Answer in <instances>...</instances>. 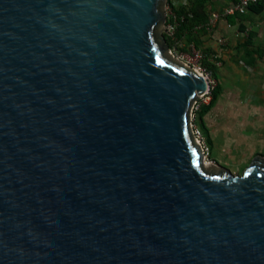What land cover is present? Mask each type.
Listing matches in <instances>:
<instances>
[{"label":"water","instance_id":"obj_1","mask_svg":"<svg viewBox=\"0 0 264 264\" xmlns=\"http://www.w3.org/2000/svg\"><path fill=\"white\" fill-rule=\"evenodd\" d=\"M166 4L0 0V264H264V157L204 164Z\"/></svg>","mask_w":264,"mask_h":264},{"label":"crops","instance_id":"obj_2","mask_svg":"<svg viewBox=\"0 0 264 264\" xmlns=\"http://www.w3.org/2000/svg\"><path fill=\"white\" fill-rule=\"evenodd\" d=\"M171 2L176 9L191 5L189 0ZM230 4L231 0H205L199 13L209 17ZM197 44L207 52L220 88L216 100H237L243 126L250 113L245 100H253V120L264 135V10L252 7L242 16L219 21L210 32L197 35Z\"/></svg>","mask_w":264,"mask_h":264},{"label":"rangeland","instance_id":"obj_3","mask_svg":"<svg viewBox=\"0 0 264 264\" xmlns=\"http://www.w3.org/2000/svg\"><path fill=\"white\" fill-rule=\"evenodd\" d=\"M169 2L171 0H167L164 10L166 15L165 29L169 22V10L167 9V6L170 7ZM189 2L193 1L189 0ZM167 31L166 29L163 33L164 38L169 35ZM166 44L170 51L168 53L191 70L197 71L198 67H205L202 64L203 58L196 56L198 53L203 55L205 50L202 47L196 48L193 44L186 45L185 42L182 43L184 44L183 47H171L167 41ZM206 62L210 64L208 61ZM246 101L249 103L247 107L250 110L247 126L240 123L242 117L238 112L237 100H214L213 107L203 116L201 122L199 121L200 111L198 112L197 122L202 128L210 148L208 155L203 154L205 164L223 168L233 175H241L256 157H264V135H260L259 127L255 125L253 120L255 118L253 100ZM200 102L202 109L203 106L209 105L211 100L208 103H204L203 100ZM209 113L211 116L208 115Z\"/></svg>","mask_w":264,"mask_h":264},{"label":"built area","instance_id":"obj_4","mask_svg":"<svg viewBox=\"0 0 264 264\" xmlns=\"http://www.w3.org/2000/svg\"><path fill=\"white\" fill-rule=\"evenodd\" d=\"M252 6H261L264 10V0H231V4L222 10L213 11L209 15L207 21L196 27L197 30L205 29L206 31L210 32L219 21H228L229 19L237 18L238 16H242L248 12V10ZM169 10V20L170 22L167 25V33L169 35H173L176 29V15L172 9V7H168ZM220 42H224V40H220ZM176 47H183L184 44L182 42L176 41ZM175 49V47H174ZM197 57L203 58L202 54H196ZM197 71L199 74L205 76L208 81V89L205 93H203L200 97H198L197 101L192 105L190 110V129L192 135L196 141V143L200 146L203 154H209V143L207 138L204 135V132L201 126L198 124V112L201 109V102L203 100L204 103H208L209 100H212V91L217 85V81L214 77V74L211 70L207 69L206 67L201 68L198 67Z\"/></svg>","mask_w":264,"mask_h":264},{"label":"trees","instance_id":"obj_5","mask_svg":"<svg viewBox=\"0 0 264 264\" xmlns=\"http://www.w3.org/2000/svg\"><path fill=\"white\" fill-rule=\"evenodd\" d=\"M204 3H205V0H195L190 3L191 5L189 7H183V8L176 9L173 6L172 2H169V5L172 7L176 15V29H175L174 34L172 36L171 35L165 36L166 41L169 43L171 47L176 45L175 44L176 41L182 42V43L185 42L186 45L193 44L196 48L198 47L197 35L203 32L205 33L206 30L205 29L197 30L196 27L204 24L208 19L206 15L204 14L202 15L201 13H199V9L203 8ZM252 7L262 9L261 6H252ZM203 55L204 57L202 59V64L207 69L212 71L213 70L212 65L206 62L208 58L207 52L204 51ZM212 94L213 96H212L211 103L209 105L203 106V108L200 110V113H199L200 122L202 121L203 116L207 112H209V110L213 107L214 100H216L218 95L220 94V88L218 85H216V87L213 89Z\"/></svg>","mask_w":264,"mask_h":264},{"label":"bare ground","instance_id":"obj_6","mask_svg":"<svg viewBox=\"0 0 264 264\" xmlns=\"http://www.w3.org/2000/svg\"><path fill=\"white\" fill-rule=\"evenodd\" d=\"M203 161H204V164H205V160H204V158H203ZM205 165H209V164H205Z\"/></svg>","mask_w":264,"mask_h":264}]
</instances>
